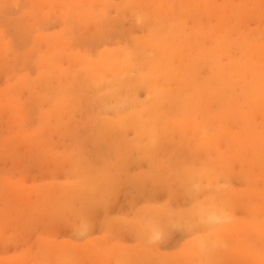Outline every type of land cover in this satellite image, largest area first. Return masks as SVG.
Here are the masks:
<instances>
[{
    "label": "rangeland",
    "instance_id": "374dc122",
    "mask_svg": "<svg viewBox=\"0 0 264 264\" xmlns=\"http://www.w3.org/2000/svg\"><path fill=\"white\" fill-rule=\"evenodd\" d=\"M149 11L152 18L167 14L153 21L144 17ZM164 44L177 53L170 63L169 50L160 54ZM245 45L256 49L253 62L264 59V0H0V264H264V105L253 102L248 119L228 114L231 102L243 113L250 105L241 87L231 90L227 82L222 101L197 98L191 114L186 110L191 91L176 97L184 77H175L166 65L181 68L192 58L187 87L201 88L205 96L216 79L210 57L221 50V64L242 66ZM116 56L132 74L140 70L163 91L169 87L164 95L176 94L156 95L161 116L142 112L161 137L169 138L158 149L142 147L145 158L133 151L124 161L121 145L91 128L98 112L85 103L95 91L57 108L56 89L64 87V80L56 78L57 72L50 81L40 79L46 65L64 70L81 59L113 63ZM19 80L24 81L14 88ZM159 85L157 92L163 93ZM132 88L135 101L146 100L147 106L146 88ZM207 103L214 121L199 113ZM111 108L98 115L115 124L122 110ZM167 121H179L188 132L202 126L209 133L202 135L200 149L184 148L178 131L165 132ZM257 134L263 139L256 146ZM204 146L213 160L206 167L197 160ZM153 162L159 168L155 172ZM212 211L222 212L226 222L207 223L202 216ZM149 214L160 224L171 217L162 223L170 230L153 231L159 223ZM156 234L162 239L154 240ZM215 241L217 247L211 248Z\"/></svg>",
    "mask_w": 264,
    "mask_h": 264
},
{
    "label": "bare ground",
    "instance_id": "6f19581e",
    "mask_svg": "<svg viewBox=\"0 0 264 264\" xmlns=\"http://www.w3.org/2000/svg\"><path fill=\"white\" fill-rule=\"evenodd\" d=\"M185 2H188V1H185ZM40 7H41V4H40ZM177 8V6H175ZM174 7V8H175ZM175 8V9H176ZM168 9V8H167ZM175 9H171L172 12L173 10L175 11ZM169 10V9H168ZM178 10V9H176ZM191 10V9H190ZM154 11V10H153ZM151 12L152 14H154L155 12L157 11H154V12ZM99 12V11H98ZM97 12V13H98ZM162 14H167L166 11L165 13L163 11H161ZM171 12V13H172ZM189 12V11H188ZM191 12V11H190ZM63 13V12H62ZM151 13L149 11V15H146L144 17H151ZM158 13V12H157ZM170 13V12H169ZM177 13V12H176ZM176 13H172V16H174L173 14L176 15ZM63 17H66V13L64 12L63 13ZM82 14V13H81ZM104 14V13H103ZM162 14H157V16L155 15H152L153 18L151 17V19H153V21H157L159 18H158V15L161 16ZM178 14V13H177ZM180 14V13H179ZM178 14V15H179ZM91 15V14H90ZM93 15V14H92ZM144 15V14H143ZM141 15V16H143ZM193 15V14H192ZM67 16H69L67 14ZM83 16V15H82ZM82 16H80L79 18H82ZM85 16V15H84ZM95 16V14L93 15ZM101 16V15H100ZM98 16V17H100ZM169 17V21L168 22H173L172 19H170V17L172 18L171 15H168ZM154 17L155 19L157 20H154ZM68 18V17H67ZM108 18V17H107ZM165 18V16H164ZM190 18V16H189ZM46 20V18H44ZM70 19V18H69ZM109 19V18H108ZM162 19V18H160ZM159 19V20H160ZM174 19V18H173ZM167 20V19H166ZM177 20V19H175ZM165 22V21H164ZM167 22V21H166ZM175 22V21H174ZM34 26V25H33ZM22 27V26H21ZM35 28L37 27V25L34 26ZM188 28V27H187ZM207 28V27H206ZM22 30V29H21ZM107 30V29H106ZM189 30V29H188ZM205 30V29H204ZM23 31V30H22ZM21 31V32H22ZM26 30H24L25 32ZM110 33V31H107ZM187 32V31H186ZM190 32V31H189ZM215 34H217L218 32H216V30L214 31ZM80 34V33H79ZM165 34V32H164ZM227 35V34H226ZM107 36V35H105ZM162 36V35H161ZM220 37V35H218ZM99 38H97L98 40ZM102 39V38H101ZM207 41V40H206ZM167 42V40L165 41ZM169 42V40H168ZM198 43V42H197ZM206 43V42H205ZM174 44V43H173ZM146 46V45H145ZM152 47V46H150ZM175 47V46H173ZM147 48H149V46H147ZM254 48V47H253ZM252 47L250 46H244L243 47V50L245 52V55H246V60L244 62V64L242 66H244L243 68L245 69V73H246V76L244 78L241 77L240 75V70L242 68V66L240 64H236L235 62H231L229 63V65H223L220 63V60L218 61V55L220 52H222L221 50L217 51L212 57H210V59L213 61L214 65H215V83L211 86V88L209 89V91L204 95L201 96V91L202 89L201 88H193V90H189L191 88L188 89V85L189 83H187L188 81V76H190V73L192 74V67L194 66L195 62L192 58H188L186 61H183L185 62L182 67H173V63L171 64H166L168 67H170V65L172 66L171 70L172 72L174 73V76H178L179 77H184V79L182 81L179 82V89L177 91V95L174 94V95H171L170 93H166V95H171L172 97L176 95V97L179 95L178 93H180V95L182 97H184L182 95V93L184 92L185 93V90H187V92L191 91L190 95H189V99H188V104L186 105V107H188L189 109H186V110H190V113L192 114V112L194 111V109H197V106L195 105L194 101L197 99V98H201V100L203 101V99L205 100V102H208V100L212 97L213 99L215 100H223L224 99V96H225V84H227V82H229V88L232 90L231 87L233 86H236V85H239L241 87V89L243 90V95L245 97V99H247V102L249 103L250 105V109H249V106H248V110L246 112H242V111H238L237 112V109L235 108V106L232 105L233 102L229 103L227 105V110H228V114L229 113H232V116L235 117V115L240 114L242 117L244 118H247L248 119V115H249V110H252L253 106H252V103L255 102V103H263L264 105V63L262 60H264L263 58L262 59H258V62H253L252 59H253V52H255L254 50H256L255 48L253 49ZM150 49V48H149ZM148 49V50H149ZM169 50L168 53H169V57L166 58L169 63L173 61V58L176 57L177 53L176 51L174 50H170L165 44H164V47L162 49L163 52H160L161 55H164V53L166 51L164 50ZM201 49V48H200ZM195 50V49H194ZM208 50V49H207ZM51 53L53 52L52 50H50ZM153 52V51H151ZM154 54V52H153ZM126 55V54H125ZM157 55V53L155 54ZM205 53H201V56L200 57H205L204 56ZM207 55V54H206ZM121 57V56H120ZM59 59V58H58ZM201 59V58H200ZM50 60H53V58H50ZM152 60V59H151ZM114 62L113 63H109V62H106L105 59L104 60H101V61H98V62H95V61H92V60H89V59H81L80 60V64L78 66L76 65H73V64H70L68 66V68L62 70H59V67L58 66H54V67H51V66H44L42 68V76L40 77L41 80H44L45 78L48 79V81L51 80V77H53L52 75L57 72L56 74V78L60 81H63L64 80V84H61L60 86H64L65 88H69V92L65 91L64 87H61V88H57L56 90L58 91V94H55V95H58V99H55L54 100V104L57 108H60L63 106V104L66 102L67 105H70L69 103L71 101H73L76 97H79V95L81 94V96L83 95L84 97L86 96L85 92H88L87 90L89 89H92V91H90L89 93L95 91L93 94H92V97H89L88 100L86 101L85 105L86 107H89L91 108L90 110H94L93 108H95L94 111H97L98 113H102L104 112L106 109H109L110 107H112L114 109V111L116 110H120L121 112L117 113L118 116H117V120L114 124V121H109L106 117L102 116V115H98V113L96 114L95 117L92 118V129H95V131L99 134L101 133L103 136L101 137H104L105 138V141L108 140V138L110 137L111 138V141L113 142H116L117 144L121 145V149L119 150L120 154L119 156L122 157V159L124 161H126L128 158L131 157L133 151H136L135 153H140V156L139 157H148L142 150V147L143 148H151V149H158L157 147H161L163 143V141H165V138L166 137H161L158 133V131H156L155 127H154V123H153V120L152 119H143L145 118L144 115L142 116V112H147L149 113V115L151 114L152 118L153 117H157L158 115H162L161 114V105H159V103L155 100L156 98V95H160L161 94V97H166V95H164V92H168L169 91V87L168 89H164L163 91V88L160 83L159 87H161V90L163 91V93H158L159 90L157 89V84H155V82L153 81L152 79V76H149L147 74H144L142 72H139L140 70H137V74H132L129 70V66H124V64L121 62V59L118 58V56H116V59L113 60ZM154 61V60H153ZM165 61V62H166ZM164 62V63H165ZM131 63V61H130ZM129 63V65H130ZM161 65H163L162 62L158 61V63L156 64V67H157V72L159 71V67H162ZM165 65V66H166ZM164 66V67H165ZM166 66V67H167ZM165 67V68H166ZM77 68V69H76ZM164 68V69H165ZM229 68V72L226 71V69ZM142 71V70H141ZM153 71V70H152ZM162 71V70H161ZM159 71V72H161ZM144 72V71H143ZM176 73V75H175ZM171 71H169L168 73V79L172 76ZM166 76V75H165ZM170 76V77H169ZM225 77H229L230 80L229 81H224L222 82V80L224 79L225 80ZM174 78V77H173ZM24 80H19L18 84L14 86V88H16L17 86H19L20 84L23 83ZM159 81V80H158ZM170 81V80H169ZM178 80L176 79V82ZM165 82V81H164ZM171 82V81H170ZM169 83V82H168ZM136 85L138 87H143V88H146V92H147V99H149L150 103H148V100H147V106H145V102H142V103H137L138 101L136 100L135 101V98L137 99V96H134V94L136 93L134 91V88H132V85ZM152 84V85H150ZM171 84V83H170ZM170 84L168 86H170ZM164 85V83H163ZM166 85V84H165ZM178 88H174V90H177ZM54 90H52V93H54ZM139 90V88L137 89ZM158 90V92H157ZM160 90V91H161ZM173 91V93H175ZM181 90H183L181 92ZM171 91V90H170ZM63 93H69V97H64L62 96L61 94ZM172 93V94H173ZM162 94L164 96H162ZM137 95V93L135 94ZM168 97V96H167ZM166 97V98H167ZM175 97V98H176ZM139 98V97H138ZM160 99V98H159ZM163 99V98H161ZM160 99V100H161ZM180 99V98H179ZM139 100V99H138ZM143 100V99H141ZM158 100V101H160ZM221 100V101H222ZM116 101V102H115ZM231 101V100H229ZM182 102V101H180ZM179 102V103H180ZM127 105L124 107V104ZM214 103V102H212ZM211 103V104H212ZM123 104V105H121ZM139 104V105H138ZM140 104L142 106H140ZM215 104V103H214ZM81 105V104H80ZM137 105L139 106V109H137ZM121 106V107H120ZM123 106V108H122ZM202 110L201 114H203V116H207V122H210V121H214V117L216 116L215 114H213V112L209 109L211 107L208 106V103L205 104V105H202ZM245 106V105H244ZM79 107V106H78ZM109 107V108H108ZM182 106L180 105V108ZM96 108H98L99 110H96ZM111 108V109H112ZM129 108H136V109H129ZM212 108H214L212 106ZM75 109V107H74ZM86 109V110H85ZM84 111H89L90 110H87V108H85ZM116 109V110H115ZM199 109V108H198ZM61 110V109H60ZM213 110V109H212ZM54 109H51L49 110L48 113H46V115L48 116V114L50 113H53ZM110 111V110H108ZM16 112V110L14 111ZM123 112V114H122ZM181 112V111H180ZM18 113V112H16ZM16 113H14L16 115ZM121 113V114H120ZM243 113V114H242ZM87 114V113H86ZM91 114V113H90ZM145 114V115H146ZM185 114L186 111H185ZM19 115H21L19 113ZM92 115V114H91ZM90 115V116H91ZM98 115V116H97ZM105 115V114H103ZM148 115V114H147ZM180 113L178 114V117ZM188 115V114H187ZM17 116V115H16ZM225 116V115H224ZM149 117V116H148ZM159 117V116H158ZM201 117V115H200ZM182 118V117H181ZM17 119H19L17 117ZM156 119V118H155ZM159 119V118H158ZM197 119V118H196ZM204 119V120H203ZM201 120V119H200ZM202 123L203 121H205V118H202ZM17 122V128H18V121ZM166 127H164L166 130L165 132H168L167 128H169V130L171 131H178L180 134H181V142H183V147H187V148H192V147H197L198 149H200V147L203 145L200 143V139L202 137H206V136H202V135H206V133H209V132H205L203 131L204 128H202V126H199V128L197 126L196 129H194L192 132L188 130L185 131L184 128L181 126V123L179 121H167L166 123ZM251 124V123H249ZM144 125V127H143ZM156 125V124H155ZM187 125V124H186ZM252 125V124H251ZM253 126V125H252ZM14 127V126H13ZM12 127V128H13ZM192 127V126H190ZM17 128L15 127V130H17ZM211 129V128H210ZM12 130V129H11ZM14 130V131H15ZM129 130H132L133 133H134V137H128L127 135V132ZM207 130V129H206ZM217 130L221 133V130L219 129V127L217 128ZM74 132V131H73ZM97 133L95 135H97ZM129 133V132H128ZM143 133V135H141ZM11 134V133H10ZM145 134H148L147 136ZM170 135V134H169ZM117 136V138H115ZM177 136H179L177 134ZM78 137V136H76ZM94 137V136H93ZM259 137V138H258ZM100 138V137H99ZM167 139V138H166ZM169 139V138H168ZM167 139V140H168ZM263 139L262 135H258L256 136L255 140H254V143L255 145L257 146L258 144L261 143V140ZM110 140V139H109ZM171 140V139H170ZM9 141V140H7ZM5 142V141H4ZM100 142V141H99ZM167 142V141H166ZM44 144V143H43ZM166 144V143H165ZM182 144V143H181ZM166 145H170V144H166ZM165 146V145H164ZM206 146V145H205ZM205 146L203 147V149L201 151H203L204 154L199 155V159L197 158V160H200L198 161V163L200 164H203L204 167H206V165L208 164V162H212L213 160H211L210 158V152L208 151V147L207 149H205ZM106 147V145H105ZM181 147V148H183ZM180 148V149H181ZM31 149V148H30ZM106 149V148H105ZM33 151V149H32ZM35 151V150H34ZM1 152V151H0ZM31 153V150L29 151ZM111 152V151H110ZM183 152V151H182ZM33 153V152H32ZM106 154V152H105ZM186 154V152L184 153L183 152V155ZM1 155V154H0ZM194 155V154H193ZM113 156V155H112ZM115 156V155H114ZM118 157V156H117ZM148 159V158H147ZM149 160V159H148ZM196 160V158H195ZM221 159L217 160V163H220ZM134 161V160H133ZM138 161V160H137ZM155 161V160H154ZM215 162V161H214ZM152 164V162H151ZM148 165H150L148 163ZM153 167H152V171H156L157 168L156 167V164L155 162H153ZM156 168V169H153V168ZM159 167V166H158ZM162 168V167H161ZM164 168V166H163ZM147 170V169H146ZM150 170V169H149ZM154 171V172H155ZM151 172H147L146 171V176H150L152 174H150ZM142 175V174H141ZM168 176V175H167ZM140 178V175L137 177V179ZM165 179V177H163ZM172 178V181H173V176L168 178L171 180ZM154 179V178H153ZM140 180V179H139ZM138 180V182H139ZM98 182L99 179H94V182ZM149 181V180H148ZM147 181V184L149 185V182ZM181 181V180H178L177 183ZM170 182L171 185H173V183H171V181H168ZM102 183L104 185H106V179H103ZM136 183H137V180H136ZM142 182L140 181V184ZM154 182H150V185L153 184ZM175 183V184H177ZM162 184V182H161ZM164 184V183H163ZM169 184V185H170ZM142 185V184H141ZM144 185V183H143ZM146 185V184H145ZM157 186V182L155 184ZM167 185V186H169ZM170 185V186H171ZM185 186V184H184ZM148 187V186H146ZM152 187V185H151ZM157 188V187H156ZM165 188V186L163 187ZM173 188V187H172ZM187 188V186H186ZM174 189V188H173ZM172 189V190H173ZM176 189V188H175ZM72 190V189H70ZM166 190V189H165ZM174 191V190H173ZM176 191V190H175ZM186 192V191H185ZM188 192V191H187ZM192 193V192H191ZM171 196V195H170ZM78 197V196H77ZM16 199V198H15ZM14 200V198L12 199ZM12 202V201H11ZM33 202V201H32ZM210 202V201H209ZM209 205V204H208ZM213 210V209H212ZM41 212V211H40ZM210 213V212H209ZM208 214V213H207ZM142 216V214H140ZM153 214H149V215H146V216H151V221L153 222H158L159 224H153L155 227L156 225V230L154 229L153 231H160V234L162 233L161 231L163 230H170L169 229H166L163 225L164 222H166L167 219H169V216L168 218L165 219L164 222L161 221V224H160V219L158 221V219L156 217H153L152 216ZM188 215H190L188 213ZM206 216V215H205ZM204 216V217H205ZM204 217L202 216V218L204 219ZM156 218V219H154ZM175 218V217H174ZM201 218V219H202ZM230 218V217H229ZM150 219H148L150 221ZM171 219V217H170ZM169 219V220H170ZM202 219V220H203ZM231 219V218H230ZM148 220H145V221H148ZM156 220V221H155ZM177 220V218H176ZM148 221V222H149ZM204 221V220H203ZM156 222V223H157ZM175 222V221H174ZM173 222V223H174ZM163 223V225H162ZM172 223V222H171ZM170 223V224H171ZM177 223H178V220H177ZM176 223V224H177ZM169 224V225H170ZM175 224V223H174ZM219 224V223H218ZM158 225V226H157ZM160 225L161 228H160ZM189 225V224H188ZM220 225V224H219ZM222 225V223H221ZM141 226V225H140ZM218 226V225H217ZM152 227V226H151ZM152 227V228H153ZM158 227V228H157ZM162 227H164V229H162ZM147 228V227H146ZM148 229V228H147ZM158 229V230H157ZM151 231V230H150ZM166 231V232H167ZM164 232V231H163ZM159 233V232H158ZM246 237V236H245ZM211 238V237H209ZM244 239V237H243ZM213 240V238H212ZM220 240V239H219ZM218 243H222V240ZM244 241L243 243H246L245 240H242ZM241 241V242H242ZM209 242V241H207ZM211 242V241H210ZM241 242H238L236 244H240ZM204 243V241L202 242ZM214 244H209L210 246L211 245H215L217 247V242H213ZM231 244V243H230ZM242 244V243H241ZM240 244V245H241ZM238 246V245H236ZM213 246H211L212 248ZM142 259V258H141ZM127 261V260H126ZM133 262V261H132ZM5 264H15L14 263H11L10 260H8V262ZM127 264V263H126ZM130 264V263H129Z\"/></svg>",
    "mask_w": 264,
    "mask_h": 264
},
{
    "label": "clouds",
    "instance_id": "9594fccd",
    "mask_svg": "<svg viewBox=\"0 0 264 264\" xmlns=\"http://www.w3.org/2000/svg\"><path fill=\"white\" fill-rule=\"evenodd\" d=\"M204 219L207 223L217 224V223L226 222L227 217L222 212L218 213L216 211H212L211 213L207 214L204 217ZM160 239H162L160 234H156L154 236V240H160Z\"/></svg>",
    "mask_w": 264,
    "mask_h": 264
}]
</instances>
